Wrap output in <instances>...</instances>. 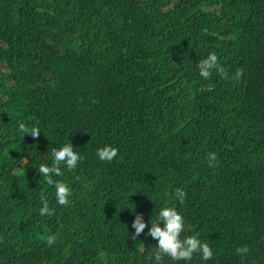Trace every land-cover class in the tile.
Here are the masks:
<instances>
[{"label":"trees","instance_id":"1","mask_svg":"<svg viewBox=\"0 0 264 264\" xmlns=\"http://www.w3.org/2000/svg\"><path fill=\"white\" fill-rule=\"evenodd\" d=\"M211 52L227 79L200 76ZM69 143L65 207L37 169ZM172 206L214 256L162 264H264V0H0V264H156Z\"/></svg>","mask_w":264,"mask_h":264},{"label":"clouds","instance_id":"2","mask_svg":"<svg viewBox=\"0 0 264 264\" xmlns=\"http://www.w3.org/2000/svg\"><path fill=\"white\" fill-rule=\"evenodd\" d=\"M111 67V65H110ZM199 74L204 79H209L215 71L222 78L227 79L228 73L220 62L218 55L215 52H211L204 59L198 62ZM243 70L238 69L235 73L234 79H238L242 76ZM34 117H28V120H34ZM19 132L25 135H31L34 139L38 138L41 134L39 126L27 125L24 122H20L18 125ZM97 155L101 161L111 162L119 155V149L113 146L106 145L97 150ZM51 156L53 162L51 166L41 164L39 166L38 173L42 175L43 179L48 185L55 187V198L60 206H68L71 203V197L73 195L71 187L63 180H55L54 176H63L64 172L61 169V165L66 166L68 171H74L79 162L84 157L78 152L74 151L72 143L64 145L62 148H52ZM209 167H214V162L217 161V154L214 152L208 153ZM187 193L182 188L175 189L174 198L180 203L184 204ZM42 207L39 210L41 216H54L56 209L49 206V201L43 195L41 196ZM163 223V227H161ZM148 224L144 221L142 213H137L132 223V228L135 229L133 239L139 237L148 228ZM190 227L186 224L185 217L177 210L175 206L163 207L159 211L158 219L155 222H151V227L147 232V235L158 241L157 251L155 253L156 264H162L164 257H170L173 261H190L194 254L199 253L203 260L207 261L213 258L214 252L210 245L206 242H202L199 238V233L195 235L184 236L183 234ZM2 239V237H0ZM58 234L49 235L46 237L48 246H52L56 243ZM250 249L247 245L238 247L236 253L240 256L247 255Z\"/></svg>","mask_w":264,"mask_h":264}]
</instances>
